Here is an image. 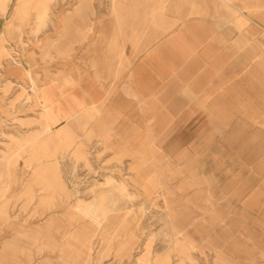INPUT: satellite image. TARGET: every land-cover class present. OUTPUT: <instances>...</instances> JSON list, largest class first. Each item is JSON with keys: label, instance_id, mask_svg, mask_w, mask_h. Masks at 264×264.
Wrapping results in <instances>:
<instances>
[{"label": "crops", "instance_id": "crops-1", "mask_svg": "<svg viewBox=\"0 0 264 264\" xmlns=\"http://www.w3.org/2000/svg\"><path fill=\"white\" fill-rule=\"evenodd\" d=\"M52 34L30 62L51 156L98 141L219 263L264 264V0H83Z\"/></svg>", "mask_w": 264, "mask_h": 264}, {"label": "rangeland", "instance_id": "rangeland-1", "mask_svg": "<svg viewBox=\"0 0 264 264\" xmlns=\"http://www.w3.org/2000/svg\"><path fill=\"white\" fill-rule=\"evenodd\" d=\"M83 0H0V264H223L171 214L160 189L134 180L98 141L54 147L41 120L35 67H49L58 25ZM110 3L112 0H88ZM26 62L31 69L23 68ZM25 136L34 147L11 148ZM40 159L36 168L25 158ZM38 161V160H37ZM24 183L23 190L20 184ZM26 182V184H25Z\"/></svg>", "mask_w": 264, "mask_h": 264}, {"label": "bare ground", "instance_id": "bare-ground-1", "mask_svg": "<svg viewBox=\"0 0 264 264\" xmlns=\"http://www.w3.org/2000/svg\"><path fill=\"white\" fill-rule=\"evenodd\" d=\"M27 73H30V72H27ZM40 118H41V117H40ZM45 129L47 130V129H48V127H45ZM3 157H4V155H3ZM3 157H2V158H3Z\"/></svg>", "mask_w": 264, "mask_h": 264}]
</instances>
